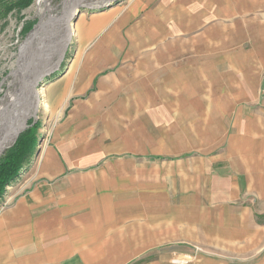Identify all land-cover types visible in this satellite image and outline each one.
<instances>
[{"label": "rangeland", "instance_id": "rangeland-1", "mask_svg": "<svg viewBox=\"0 0 264 264\" xmlns=\"http://www.w3.org/2000/svg\"><path fill=\"white\" fill-rule=\"evenodd\" d=\"M42 1L0 21V105L13 99L27 112L0 156L24 130L36 135L0 210L55 182L34 169L39 153L69 146L66 127L92 125L106 132L111 158L140 165L142 178L164 175L169 195L175 176L180 196H141L116 248L76 249L85 264L108 253L115 264L264 256V0H81L71 9L48 0L46 12H69L73 27L56 64L59 25L45 24V41L27 40Z\"/></svg>", "mask_w": 264, "mask_h": 264}, {"label": "crops", "instance_id": "crops-1", "mask_svg": "<svg viewBox=\"0 0 264 264\" xmlns=\"http://www.w3.org/2000/svg\"><path fill=\"white\" fill-rule=\"evenodd\" d=\"M87 129L89 133L83 134L66 127L73 135L69 146L55 143L39 153L34 169L41 178L55 182L36 187L0 210V264H85V254L76 249L116 248V233L126 231L133 218L140 217L134 212L141 196H180L175 176L169 195L164 175L159 178L146 169V176L139 177L143 167L110 157L106 132L101 135L100 128L93 130L92 125ZM238 261L264 264V256H254L252 263ZM116 262L115 253H108L96 263Z\"/></svg>", "mask_w": 264, "mask_h": 264}, {"label": "bare ground", "instance_id": "bare-ground-1", "mask_svg": "<svg viewBox=\"0 0 264 264\" xmlns=\"http://www.w3.org/2000/svg\"><path fill=\"white\" fill-rule=\"evenodd\" d=\"M79 1H81V0H72V1L70 0L69 8L71 9L72 7H74L75 4L77 2H79ZM89 1H91L90 4H92V3L94 4L95 3V2H92V0H89ZM97 1H100V0H97ZM103 1L106 2L107 0H103ZM38 6H39L40 13H41L40 23L37 26H35V28L32 30V32L27 37V40H29V38H30L29 42H31V41H33L34 39L37 38L36 40H39V42H40L42 40V38H43L44 39L43 41H45L46 38L42 37L40 35L42 30H43V28L45 27V24L49 23V24H54V25L57 24V25H59L60 26V31H59L60 34H59V37H58V43H56L57 41L55 42L56 45H57L56 46L57 47V51L59 50V54L56 56L57 59L55 58L56 60L55 61L53 60L54 61L53 64H56L58 62V59L61 56L60 54H61L62 48H63V46L65 44L64 42H66L69 39L70 35L73 33V27L68 28V25H67V23L69 21V16H70L69 14L70 13L66 12L63 15H61L60 17L49 15L48 14L49 11H48V13L46 12V10H49L48 9V7H49L48 0H43L42 2H40V4ZM37 14H38V12H37ZM32 44H31V48L29 50H27V49L26 50L29 51V53H30V55H32V57L33 56L35 57V55H36L35 51L39 47V45L37 44L36 46L34 45L32 47ZM47 58L48 57H46L45 60ZM37 76H38V73H37ZM37 76H34V77L37 78ZM28 85H29V83H28ZM30 91H31V87H30ZM39 92H41V91L39 90ZM13 98H14V96H13ZM12 100H10L8 105H0V142L4 141V139L6 137L10 136L13 132H15L19 128L23 118L27 114V112L22 107L13 106L14 105L13 104L14 101H12ZM34 101H35V99H34ZM10 105H12V106L8 109V106H10ZM17 106H18V104H17Z\"/></svg>", "mask_w": 264, "mask_h": 264}, {"label": "trees", "instance_id": "trees-1", "mask_svg": "<svg viewBox=\"0 0 264 264\" xmlns=\"http://www.w3.org/2000/svg\"><path fill=\"white\" fill-rule=\"evenodd\" d=\"M31 2L32 0H0V21L10 10L16 9L17 11H20L27 7ZM30 27V25H27L26 29H29ZM14 138L5 143L0 148V152L9 145ZM35 145V128L31 127L21 132L14 143L0 156V196L3 195L5 187L9 182L12 181L25 166L29 157L34 152Z\"/></svg>", "mask_w": 264, "mask_h": 264}, {"label": "water", "instance_id": "water-1", "mask_svg": "<svg viewBox=\"0 0 264 264\" xmlns=\"http://www.w3.org/2000/svg\"><path fill=\"white\" fill-rule=\"evenodd\" d=\"M34 81H35V77H34Z\"/></svg>", "mask_w": 264, "mask_h": 264}]
</instances>
